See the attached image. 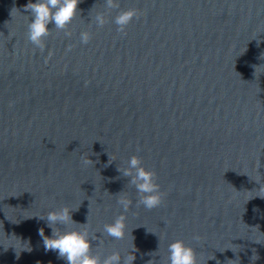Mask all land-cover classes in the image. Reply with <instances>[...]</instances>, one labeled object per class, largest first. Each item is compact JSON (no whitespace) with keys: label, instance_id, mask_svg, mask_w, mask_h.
<instances>
[{"label":"water","instance_id":"1","mask_svg":"<svg viewBox=\"0 0 264 264\" xmlns=\"http://www.w3.org/2000/svg\"><path fill=\"white\" fill-rule=\"evenodd\" d=\"M29 2L0 0V264H67L39 234L64 207L78 224L57 227L121 264H167L177 240L196 264H264V0H80L43 51ZM134 155L162 194L151 210L117 171Z\"/></svg>","mask_w":264,"mask_h":264},{"label":"clouds","instance_id":"2","mask_svg":"<svg viewBox=\"0 0 264 264\" xmlns=\"http://www.w3.org/2000/svg\"><path fill=\"white\" fill-rule=\"evenodd\" d=\"M79 3L80 0H36L35 3L30 0L24 9L26 12H30L32 16L27 33L29 41L43 51L44 39L50 34L48 25L54 23L55 29L66 30L77 13ZM104 6L106 9H118L120 5L118 0H106ZM136 15L137 13L133 9L118 12L114 18L118 31L123 32ZM95 22L97 26L102 27L106 23L105 13H98ZM66 35L70 36L71 34L66 32ZM89 39V33H81L82 43H87ZM50 55L51 53H49ZM81 162L85 166L93 163L87 156H82ZM111 163L112 159L109 157L108 164ZM117 171L123 177L128 178L129 185L136 189L137 207L143 206L147 210H151L162 203V194L159 185L156 183L155 173L144 168L137 156H132L127 161V166L123 169L118 168ZM117 203L123 212H127L132 201L121 197ZM72 213L69 208L64 207L60 210L50 211L46 218H40L46 220L48 227L52 230L51 237L45 236L43 229L39 230L45 250L58 252V258L64 259L67 264H121V256L118 252L107 256L99 253L94 254L91 241L95 238H90L87 231H61L60 227H57V225L78 224L73 220ZM125 220L124 215L118 216L112 224L104 226V233L117 240L123 239L126 227ZM195 239L198 240L199 237H195ZM168 253L167 264H196L194 250L186 246L183 241L172 242L168 247ZM135 259L134 255H130L125 258L123 264H133Z\"/></svg>","mask_w":264,"mask_h":264}]
</instances>
